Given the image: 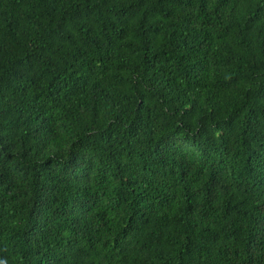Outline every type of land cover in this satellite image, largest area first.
<instances>
[{"label":"trees","instance_id":"trees-1","mask_svg":"<svg viewBox=\"0 0 264 264\" xmlns=\"http://www.w3.org/2000/svg\"><path fill=\"white\" fill-rule=\"evenodd\" d=\"M0 264H264V0H0Z\"/></svg>","mask_w":264,"mask_h":264}]
</instances>
